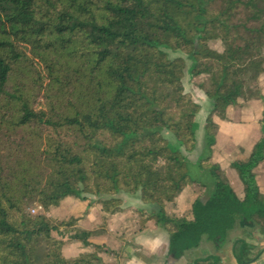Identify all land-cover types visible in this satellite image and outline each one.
Segmentation results:
<instances>
[{"label": "trees", "instance_id": "trees-1", "mask_svg": "<svg viewBox=\"0 0 264 264\" xmlns=\"http://www.w3.org/2000/svg\"><path fill=\"white\" fill-rule=\"evenodd\" d=\"M186 71L206 77L203 126ZM263 73L264 0H0V264H112L101 254L116 253L91 243L93 231L78 223L94 203L104 214L123 210L120 194L150 206L139 210V231L151 222L164 230L175 258L239 228L232 252L250 262L248 238L264 235L255 172L264 113L260 138L229 164L242 195L212 161L214 117L227 120L241 102L264 105ZM198 130L203 144L191 163ZM192 184L207 200L196 198L189 215L169 214ZM66 199L89 204L80 217L46 215ZM33 204L45 214L28 213Z\"/></svg>", "mask_w": 264, "mask_h": 264}, {"label": "rangeland", "instance_id": "rangeland-1", "mask_svg": "<svg viewBox=\"0 0 264 264\" xmlns=\"http://www.w3.org/2000/svg\"><path fill=\"white\" fill-rule=\"evenodd\" d=\"M211 47L218 51H222L223 49L219 41H212ZM205 80H206L205 76H200L196 78L190 77L187 71L183 79V85H184L185 92L191 96L193 101L200 104L201 106V112L199 115V122L201 123V126L204 125V120L206 118L208 110L210 109V105H209V102L205 94L199 88V84L204 82ZM260 90H261L260 93L264 95V73L261 75V78H260ZM243 104H246V103L241 102L238 106L243 105ZM238 106H235V108H237ZM263 113H264V109H263L262 115ZM214 121L217 123V121H220V119L215 116ZM219 131L220 129H218V132ZM260 131H261V125H260ZM218 132H217V135H218ZM197 135H198L197 148L193 152L187 154V157L191 163H195L198 160V157L201 153L202 144H203L202 130H198ZM216 139H217V142L214 147V151L216 150L219 151L223 148V144L221 143L222 141L220 140L218 142L217 136H216ZM241 144H238L236 148L237 149L241 148ZM242 145L243 147H248L246 143H243ZM232 153L231 155H233ZM232 159H233V156L232 157L229 156L221 164L226 170L227 169L230 170L229 174L232 180H230L229 178L228 179L233 189L237 191L238 193H242V183L240 182L236 171L231 169L229 165ZM204 181H206V183L209 184V186L211 185V179L209 176L205 177ZM239 188L241 189L239 190ZM118 197L122 199L123 210L113 214V215H116V217L114 219H111L112 221H109V219L113 215L104 214L101 211V205L99 203H94L92 207L90 208L92 210L89 209V212L87 213V215H84L81 220L85 219V217L88 216L87 219L82 222L80 220L78 223V227L80 229L93 231L94 238L92 239L94 240V242H95V237L100 238L102 239V242L107 243V245H103V247L112 249L117 252L116 253L117 255H113L110 253H103L105 255L104 258L107 260L105 262L112 263V264H121L123 259H128L130 257V253L132 254V252L131 251L128 252L123 249V248H126L125 243L131 241L132 233L139 230L141 226V223H140L141 217L139 214V210L142 208H150V207H144V204L141 201H140L141 203L137 201H130L129 200L130 196L128 195L120 194ZM198 197L203 202L206 201L208 198L207 192L204 190L202 186L198 184L189 185L181 193L175 206L168 205L167 211L169 214L177 215V216L189 215L191 205L193 201ZM90 199L95 200V197H91ZM88 204H89V200H83V199H73L71 203H64L63 201L59 205V207H61L60 211H57V209H50V211L46 213V215L51 216V217H56L60 220H67L68 218L73 217V216L80 217L81 215H83L84 211L87 209ZM28 213L32 215L45 214L44 210L39 204L31 205L28 208ZM103 216H106L105 220L102 219ZM149 228H152V230H155V233H163L164 243L168 242V235L164 230H162L159 227H156L153 222L149 223L146 229H149ZM153 234L154 232L146 233V235H149V236H152ZM53 235L59 238V235H57L56 233H54ZM239 237H243L242 230L239 228L230 232L227 237V240L219 245H215V243L211 242L210 240H208V238L204 237L198 248L185 252L184 255L178 260L174 258H170V255L168 253V248H167V251H164V253L161 255V258H160L161 264H193L196 260L202 259L208 255L218 254V253L222 259L221 264H236L235 261L233 260L234 255L232 253L231 248H232V242L236 238H239ZM64 239H67V236L64 237ZM248 239L254 245V249L251 251V257L255 258L257 257V255L259 254L261 255V253L264 251L263 250L264 249V235L260 236L258 235L257 232H254L252 236ZM135 242L137 243V240ZM132 246L133 248L134 247L143 248V246L140 245L139 243L132 245ZM116 256L118 257L117 260H116ZM258 259H261V258L259 257Z\"/></svg>", "mask_w": 264, "mask_h": 264}, {"label": "crops", "instance_id": "crops-1", "mask_svg": "<svg viewBox=\"0 0 264 264\" xmlns=\"http://www.w3.org/2000/svg\"><path fill=\"white\" fill-rule=\"evenodd\" d=\"M263 109L264 107H263V103L261 102V100H253L250 102H246V104L240 105L237 108H235V106H231L228 108L227 120L217 121V123L219 124V129H220V131L218 132L217 138H218V142L219 140L222 141L221 143L223 144V148L219 151L217 150L214 151L213 161H215L216 163L222 166L221 163H223L226 160V158H228L229 156L231 157L233 156V159H235V158H238L244 155V153L250 151L253 144L261 136L260 120L262 118ZM241 143L242 144L246 143L248 147H243ZM238 144H241V148L239 149L236 148ZM231 153L233 155H231ZM225 171H226V175L228 176V178L232 180L229 174L230 170L225 169ZM255 172H256V178H257V182L260 187V190L264 194V161L257 167ZM240 189L241 188H239V190ZM242 192H243V187H242ZM238 194L242 195V193H238ZM129 200L140 202V200L135 197H130ZM72 201L73 200L66 199L64 203H71ZM144 207H150V206L144 205ZM60 210H61V207L57 208V211H60ZM87 217L81 220V222L86 220ZM115 217L116 215H113L109 219V221H112L111 219H114ZM147 232H154V234L152 236H149V235H146ZM92 238H94V236H92L89 240L91 243L101 245L102 247L103 245H107V243L102 242V239L100 238L95 237V242ZM136 240H137V243L143 246V248H135V247L133 248L132 245L137 244L135 242ZM125 245H126V248H123V249L128 252L131 251L132 254L130 253V257L128 259H123L121 264H161V259H160L161 255L164 253V251H167V248H168V242L164 243V234L155 233V230H152V228L145 229L144 231H139V230L135 231L134 233H132L131 241L125 243ZM105 249L114 251L109 248H105ZM73 251H75V248L66 249V252L68 253H73ZM114 252L117 253L116 251ZM261 255H260L261 259L256 260L253 264H264V251L261 253ZM101 257L104 261H107L104 258L105 257L104 254H101ZM117 259L118 257L116 256V260Z\"/></svg>", "mask_w": 264, "mask_h": 264}, {"label": "flooded vegetation", "instance_id": "flooded-vegetation-1", "mask_svg": "<svg viewBox=\"0 0 264 264\" xmlns=\"http://www.w3.org/2000/svg\"><path fill=\"white\" fill-rule=\"evenodd\" d=\"M218 249H220V248H218ZM231 250H232V248H231ZM264 250V249H263ZM233 253V252H232ZM170 255V258H174V259H176V260H178L177 258H175L173 255H171V254H169ZM212 255H218L219 256V253L218 254H212ZM260 255V254H259ZM259 255H257V257H255V258H252V260L250 261V262H248L247 264H253L260 256ZM208 256H211V255H208ZM208 256H206V257H208ZM205 258V257H204ZM221 258V257H220ZM233 260L235 261V263L236 264H238L237 262H236V259H235V257L233 256ZM221 262H222V259H221Z\"/></svg>", "mask_w": 264, "mask_h": 264}, {"label": "built area", "instance_id": "built-area-1", "mask_svg": "<svg viewBox=\"0 0 264 264\" xmlns=\"http://www.w3.org/2000/svg\"><path fill=\"white\" fill-rule=\"evenodd\" d=\"M40 208V207H39ZM35 211V210H34Z\"/></svg>", "mask_w": 264, "mask_h": 264}]
</instances>
